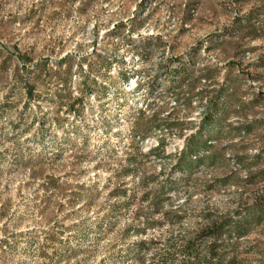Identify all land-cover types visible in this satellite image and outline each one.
Returning a JSON list of instances; mask_svg holds the SVG:
<instances>
[{"label":"rangeland","instance_id":"374dc122","mask_svg":"<svg viewBox=\"0 0 264 264\" xmlns=\"http://www.w3.org/2000/svg\"><path fill=\"white\" fill-rule=\"evenodd\" d=\"M262 193L264 0H0V264H151Z\"/></svg>","mask_w":264,"mask_h":264},{"label":"trees","instance_id":"16d2710c","mask_svg":"<svg viewBox=\"0 0 264 264\" xmlns=\"http://www.w3.org/2000/svg\"><path fill=\"white\" fill-rule=\"evenodd\" d=\"M202 121L201 128L209 120L202 118ZM197 150L198 146L189 148L187 157L196 153ZM191 165V159L187 160V166ZM250 179L248 178L247 183H250ZM251 202L250 205L240 209L241 212L235 220H232L229 214L212 218H209L211 214H205L207 222H204V225L193 236L175 238L172 233H169L167 239L159 244V247L154 246L151 253V264H234L236 258L233 252L232 256H227L228 260H226L225 250L233 251V247L230 239L224 237L231 238L232 234H245L252 226L264 220V193L253 198ZM150 242L154 245L158 244L157 240ZM140 244L142 245L141 242Z\"/></svg>","mask_w":264,"mask_h":264}]
</instances>
